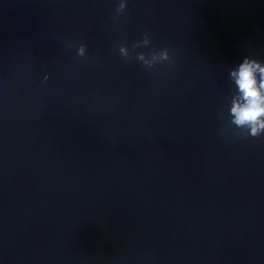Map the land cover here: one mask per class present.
<instances>
[{"label": "water", "instance_id": "obj_1", "mask_svg": "<svg viewBox=\"0 0 264 264\" xmlns=\"http://www.w3.org/2000/svg\"><path fill=\"white\" fill-rule=\"evenodd\" d=\"M113 16V0H0V261L264 264V137L225 139L217 118L228 68L264 60V0ZM145 33L171 63L114 51Z\"/></svg>", "mask_w": 264, "mask_h": 264}, {"label": "clouds", "instance_id": "obj_2", "mask_svg": "<svg viewBox=\"0 0 264 264\" xmlns=\"http://www.w3.org/2000/svg\"><path fill=\"white\" fill-rule=\"evenodd\" d=\"M113 2L115 19L125 13L129 0ZM114 51L125 62L134 56L135 61L145 70L172 62L169 48H155L146 33L131 45L123 42L114 45ZM86 52L85 44L75 46L77 57H85ZM43 79L47 80L48 76L45 75ZM227 82V94L222 98L217 112V118L221 122V136L225 139L245 140L264 137V60L249 55L242 56L228 68Z\"/></svg>", "mask_w": 264, "mask_h": 264}]
</instances>
